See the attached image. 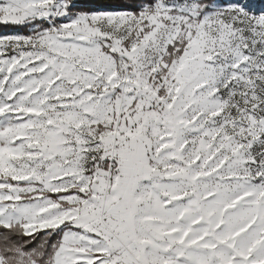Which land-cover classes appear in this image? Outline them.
I'll return each mask as SVG.
<instances>
[{
    "label": "snow or ice",
    "instance_id": "6c2138e0",
    "mask_svg": "<svg viewBox=\"0 0 264 264\" xmlns=\"http://www.w3.org/2000/svg\"><path fill=\"white\" fill-rule=\"evenodd\" d=\"M0 264H264V7L0 0Z\"/></svg>",
    "mask_w": 264,
    "mask_h": 264
},
{
    "label": "trees",
    "instance_id": "16d2710c",
    "mask_svg": "<svg viewBox=\"0 0 264 264\" xmlns=\"http://www.w3.org/2000/svg\"><path fill=\"white\" fill-rule=\"evenodd\" d=\"M109 0H81L79 3L85 5L86 7H103L107 6ZM8 30H14L12 28H6L3 26H0V33L3 31H8Z\"/></svg>",
    "mask_w": 264,
    "mask_h": 264
},
{
    "label": "rangeland",
    "instance_id": "374dc122",
    "mask_svg": "<svg viewBox=\"0 0 264 264\" xmlns=\"http://www.w3.org/2000/svg\"><path fill=\"white\" fill-rule=\"evenodd\" d=\"M251 2L256 6L257 9H259L260 7H264V0H251ZM29 31H30L29 29H14V30L3 31L0 34H11L14 32H19L21 34H27Z\"/></svg>",
    "mask_w": 264,
    "mask_h": 264
}]
</instances>
